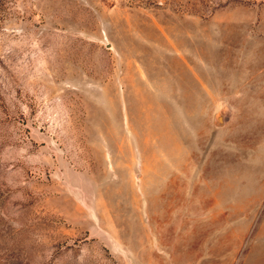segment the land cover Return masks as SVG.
Masks as SVG:
<instances>
[{"label": "rangeland", "instance_id": "rangeland-1", "mask_svg": "<svg viewBox=\"0 0 264 264\" xmlns=\"http://www.w3.org/2000/svg\"><path fill=\"white\" fill-rule=\"evenodd\" d=\"M0 264H264V0H0Z\"/></svg>", "mask_w": 264, "mask_h": 264}]
</instances>
